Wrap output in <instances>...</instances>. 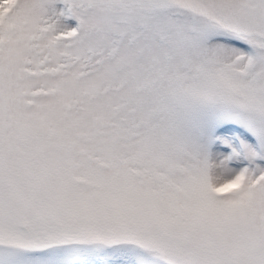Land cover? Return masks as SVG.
Returning a JSON list of instances; mask_svg holds the SVG:
<instances>
[{"label": "snow or ice", "instance_id": "obj_1", "mask_svg": "<svg viewBox=\"0 0 264 264\" xmlns=\"http://www.w3.org/2000/svg\"><path fill=\"white\" fill-rule=\"evenodd\" d=\"M0 264H264V0H0Z\"/></svg>", "mask_w": 264, "mask_h": 264}]
</instances>
